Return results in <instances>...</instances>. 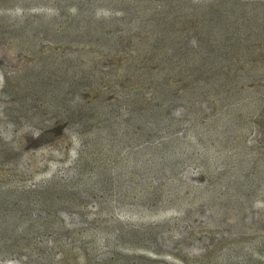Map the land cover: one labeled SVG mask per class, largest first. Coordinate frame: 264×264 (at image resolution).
Listing matches in <instances>:
<instances>
[{
	"label": "rangeland",
	"instance_id": "1",
	"mask_svg": "<svg viewBox=\"0 0 264 264\" xmlns=\"http://www.w3.org/2000/svg\"><path fill=\"white\" fill-rule=\"evenodd\" d=\"M181 1L189 3L191 7L187 8L199 11L198 6L210 4L209 0H0V151L4 160L10 161L12 148L15 149L19 171L17 179L10 177L6 164L0 162V190L8 191L14 186L25 191L41 189L40 186L45 187L43 190L56 189L72 183L78 165L84 160L89 162L81 179L88 182L93 193L88 194L83 208L61 209L63 227L68 231L78 228L76 213L83 222L79 232L84 235L79 241H85L88 250L73 248L72 256L86 252L105 259L119 254L138 257V264H199L213 251L226 253L234 249L239 255L246 256L248 252L264 263V185L245 203L237 193L246 183L234 181L233 189L228 191L219 187V181L239 167H233L237 165L235 161L233 165L228 163L225 174H216L214 168L215 159L227 152L236 153L240 141L264 157V138L247 131L246 116L240 119L244 130L231 136L228 150L219 149L215 155L209 147L205 150L195 140L194 131L184 125L175 135L167 133L151 140L136 136L129 140L102 139L93 134L88 137V128L82 132V128L75 129L66 120L68 110L77 101L88 104L87 86L70 90L67 85L82 69L88 71L92 59L110 62V67L102 70L104 73L125 75V84L117 79L113 82L126 90L134 87V83H129L128 69L137 55L149 52L158 59L165 52L155 47L157 38L151 33L128 34L133 26L142 28L144 23L152 27L153 23L137 18L128 23L126 18L120 24L119 18L144 6L160 9L161 17L164 9ZM241 1L257 5L256 13L264 21V0ZM76 9L82 10L80 17ZM146 14L144 10L142 17ZM150 15L156 18L159 14ZM188 18L184 12L183 19L175 23L176 28L186 30L188 24L181 22L188 23ZM128 35L133 38L130 45L109 49L111 39ZM251 38L248 36V40ZM262 38V42L250 41L255 54L264 51V35ZM60 123L64 128L56 131L54 128ZM78 149L84 151L82 157ZM159 151L177 158L175 165L168 162L167 172L157 176ZM96 180L105 185L104 189L95 185ZM243 208L248 210L246 216L241 215ZM57 228L56 222L53 229ZM118 228L134 235V240L115 245L104 236L95 235V231L108 229L112 233ZM153 232L156 239L148 240ZM185 233L194 238L189 246L183 245ZM65 238L46 237L56 243V259H63L67 253L65 243L77 246V238ZM257 243L259 248L251 251ZM30 257L29 253L0 255V264H22Z\"/></svg>",
	"mask_w": 264,
	"mask_h": 264
},
{
	"label": "trees",
	"instance_id": "2",
	"mask_svg": "<svg viewBox=\"0 0 264 264\" xmlns=\"http://www.w3.org/2000/svg\"><path fill=\"white\" fill-rule=\"evenodd\" d=\"M214 1L218 2L213 4L209 0L210 4L198 6L196 9H201L200 11L187 8L191 7L187 5L189 3L184 1V5L181 1V5L164 9L161 17L160 9L145 6L132 10L127 16L122 13L120 24L126 18L129 19L128 23L135 18L153 23L152 27L144 23H141L142 28L133 26L128 34L151 33L157 38L155 47L158 46L165 52L160 53L158 59H154L149 52L137 55L132 68L128 69V75L132 79L128 80L129 83H134V87L126 90L113 82L117 79L118 83L125 84V75H115L112 71L104 73L103 69L109 68L110 62L92 59L88 71L82 69L72 76L67 85L70 90H78L82 85L88 87V104L77 101L68 110L66 120L69 126L78 130L82 128V132L88 128V137L93 134L102 139L122 137L129 140L136 136L151 140L167 133L175 135L184 125L194 131L195 140L205 150L209 147L215 155L219 149L228 150L234 134L237 136L240 130H244L240 119L246 116L249 123L247 131L264 138V51L255 54L251 51L253 45H250L252 40L263 41L261 36L264 35V21L256 13L257 5L249 6L241 0ZM76 10L80 17L82 10ZM144 10L148 13L146 17H142ZM150 12L159 15L154 18ZM184 12L190 18L188 23L181 24H188V28L178 30L175 23L183 19ZM104 34L103 37L106 36ZM116 35L118 36L117 33ZM250 35L252 38L248 40ZM116 37L111 39L109 46L114 51L126 44L130 45L133 39L129 35L124 39ZM75 57L80 58L77 54ZM63 128V123H60L54 129L62 131ZM221 141L223 146H220ZM80 147L83 149L82 144ZM82 149H78L80 155L84 153ZM14 150L12 148L11 157L8 158H11L10 161L4 160L6 157L0 151V162L6 164L4 168L9 171L10 177L17 179L18 156ZM159 153L155 170L157 176L167 172L165 164L168 162L175 165L177 158L175 156L173 159L171 153ZM227 153L222 158L215 159L216 174H225L228 163L233 165V161L237 164L233 167H239L232 169L229 176L221 178L219 187L228 191L233 189L234 181L246 183L238 190L237 197L249 203L260 186L264 185V157L250 151L246 143L241 141L238 143L237 154ZM88 163L84 160L78 165V172L72 183L66 182L56 189L43 190L45 187L40 186L41 189L25 191L14 186L9 187L8 191L0 190V255L7 257L12 254H31L32 257L22 264H138L136 256L114 254L111 258L98 259L86 252L82 256L71 255L73 248L88 250V246L86 248L84 245L85 241H79L80 236L84 235L79 232L83 222L76 213L78 228L68 231L63 227L61 209L77 211L85 206L88 194L93 193L88 189V182L81 179L84 177L83 171L88 169ZM98 177L99 173L96 179ZM95 185L100 190L105 186L99 180H96ZM243 210L241 215L246 216L248 210ZM225 214L226 212L222 215ZM56 222L59 225L57 230L53 229ZM109 231H95V235L100 234L115 245L134 240V235L122 233L119 228L112 233ZM104 232L105 234H101ZM189 234L182 235L185 238L184 246H189L194 241ZM50 235L63 240L65 237L71 240L77 238V246L65 243L63 246L67 253L64 255L62 251L63 259H56V243L46 240V237H52ZM152 235V239L149 237L148 240L156 239L157 234L153 232ZM87 236L88 233L85 237ZM258 244L251 251L258 249ZM209 256L199 264H264L254 259L252 254L247 252L246 256L239 255V251L234 249H228L226 253L213 251Z\"/></svg>",
	"mask_w": 264,
	"mask_h": 264
}]
</instances>
